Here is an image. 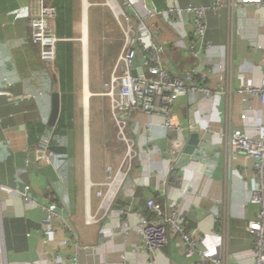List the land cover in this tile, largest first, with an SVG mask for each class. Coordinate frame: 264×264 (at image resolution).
I'll list each match as a JSON object with an SVG mask.
<instances>
[{
  "label": "crops",
  "instance_id": "crops-1",
  "mask_svg": "<svg viewBox=\"0 0 264 264\" xmlns=\"http://www.w3.org/2000/svg\"><path fill=\"white\" fill-rule=\"evenodd\" d=\"M50 1L64 8L66 26L71 24V34L60 36L61 41L75 47V100L71 104L75 113V153L69 178L65 180L52 162L42 160L35 152L34 146L44 143L58 126L53 128L49 120L52 94L61 91L60 79L58 72L54 73L41 59L40 48L32 40L28 20L34 1L0 0V264H46L41 253L43 220L47 214L44 206L54 203L61 215L71 214L67 220L78 235V245L65 250L68 264H122L124 258L127 264H151L148 250L138 247L135 216L140 213L149 219L155 217L148 206L150 198L163 203L176 198L186 227L199 229L203 246L212 253L217 250L222 229L215 216L222 215L227 222L226 260L230 264L240 260L249 264L252 242L245 225L257 217L258 205L249 203L257 178L250 158L242 153L229 157L219 134L226 128L241 126L256 135L264 122V104L258 96L250 98L242 91L262 83L264 22L241 14L232 41L229 10L208 13L207 37L214 45L213 59L219 62L218 50L228 45L234 66L228 72V92L220 101L219 112L212 111L209 99L190 104L184 93L180 95L176 106L178 118L183 126L192 122L199 126L200 142L191 156L174 166H170V160L177 159L180 153L173 148L172 139L178 133L162 127L158 115L145 116L153 120L149 133L139 136L130 132L139 139L137 150L143 146L144 151L133 159L129 175L106 213L94 184L106 180L109 166L114 171L122 166L127 148L118 139L110 102L106 108L92 102L91 96H100L98 93L109 79L123 44L122 30L105 0ZM153 1L157 9L165 6L164 0ZM179 1L182 5H203L213 0ZM186 17L188 23L191 17ZM186 29V40L190 41L192 25L188 23ZM164 59L173 72L198 65L196 58L171 45L167 46ZM92 63L100 64L101 79L93 78ZM242 113L246 115L244 119L240 117ZM147 136L153 138L149 145L145 144ZM176 168L178 182L173 180ZM24 194L31 202L24 199ZM197 208L210 213L194 223L188 219V212ZM88 214L97 215L98 221L89 223ZM178 238L155 256L157 264L201 263L199 255L180 254ZM238 253L243 254L241 259Z\"/></svg>",
  "mask_w": 264,
  "mask_h": 264
},
{
  "label": "built area",
  "instance_id": "built-area-1",
  "mask_svg": "<svg viewBox=\"0 0 264 264\" xmlns=\"http://www.w3.org/2000/svg\"><path fill=\"white\" fill-rule=\"evenodd\" d=\"M33 1L34 6L28 20L31 37L40 48L41 59L57 74V44L61 41L55 30L57 9L48 0ZM151 1L154 5V1ZM164 2L163 8L157 9L154 5L153 9L146 0L104 1L121 27L124 43L109 79L104 82L103 90L98 94L109 100L111 119L117 129L118 139L123 141L127 148L122 166L116 171L109 166L106 180L94 184L97 186V195L101 198L102 208L106 213L117 199L118 192L129 175L133 159L144 151L143 146L137 150L139 139L137 140L130 132L139 136L144 132L149 133L153 120L145 119V116L158 115V122L162 127L178 133V136L172 139V146L181 154L189 140L193 125L183 126L178 118L176 106L180 95L184 93L190 104L209 99L212 111L219 112L220 101L228 92V72L234 66L230 62L228 45L218 50L221 56L219 62L216 63L213 59L214 45L207 37L208 13L224 8L229 10L232 41L237 35L236 21L241 14L250 19L259 18L264 22V0H213L203 5H182L179 0ZM186 16L191 17L188 22L192 25L190 41L186 40L189 35L186 29L188 24ZM168 45L180 48L186 56L196 58L198 65L174 72L169 70L164 59ZM136 55H139L143 69L137 76L133 74V61ZM242 91L250 98L258 96L264 104V73L260 86H247ZM245 116V113H242L240 117L244 119ZM219 136L229 157L235 153H242L251 160L257 184L252 190L249 203L258 205L259 209L257 217L249 219L245 225L252 242L248 258L249 264H264V122L258 127L256 135L249 134L241 126H233L224 129ZM152 139L151 136H147L145 144L149 145ZM50 141L51 137H48L41 145L34 146L38 156L49 163L53 157V152L49 149ZM178 158L170 160V166H174ZM123 166H128V169L124 170ZM151 174L155 175V172L151 171ZM24 199L31 202L26 194ZM148 206L155 214L153 219L140 213L135 216L138 218L140 237L138 247L148 250L151 264H157L155 256L176 237H179L177 246L183 256L199 255L201 257L199 264H203L204 261L230 264L226 260L227 222L222 215L215 216V222L220 223L222 229L217 250L212 253L203 246L200 230L186 227L185 216L180 213L176 198L170 203L150 198ZM44 207L47 214L43 220L41 253L46 264H68V254L65 250L73 244L78 245V235L67 220L71 214L61 215L56 210L55 203ZM118 212L125 214L124 211ZM87 221L96 222L98 216L88 214ZM126 225L124 223V226ZM242 256L243 254L239 253L237 255L238 259ZM122 264H127L126 258ZM237 264H242L241 260Z\"/></svg>",
  "mask_w": 264,
  "mask_h": 264
},
{
  "label": "trees",
  "instance_id": "trees-1",
  "mask_svg": "<svg viewBox=\"0 0 264 264\" xmlns=\"http://www.w3.org/2000/svg\"><path fill=\"white\" fill-rule=\"evenodd\" d=\"M57 9L55 20V30L58 36L71 34V24L66 26L64 8L57 2H51ZM65 26L67 28H65ZM56 70L60 79V88L62 91V113L55 129H52L49 149L53 152L52 163L56 167L62 178L67 180L71 172V165L75 153V113L71 109V104L75 100V47L68 41H60L57 44ZM177 166V165H176ZM176 172V173H175ZM173 174V180L178 182L177 168ZM146 215H149L147 213ZM191 224L190 226H193ZM188 226V227H190ZM189 229V228H188Z\"/></svg>",
  "mask_w": 264,
  "mask_h": 264
},
{
  "label": "water",
  "instance_id": "water-1",
  "mask_svg": "<svg viewBox=\"0 0 264 264\" xmlns=\"http://www.w3.org/2000/svg\"><path fill=\"white\" fill-rule=\"evenodd\" d=\"M149 2V6L154 9V5L152 4L151 0H146ZM260 57V52L258 51L256 54V59L258 60ZM133 74L137 76L138 73L143 71L141 66V60L139 55H136L133 61ZM55 79L57 80V76L55 75ZM62 113V94L60 90H56L52 94V112L49 120L50 126L55 128L60 120ZM193 128L191 130V134L189 136V140L186 144V146L183 149V152L180 154L177 163L184 162L189 156H191L199 142H200V135H199V126L196 125L194 122H192ZM210 212L204 208H197V209H191L188 212V219L191 222L196 223L198 220L202 219L206 215H208Z\"/></svg>",
  "mask_w": 264,
  "mask_h": 264
},
{
  "label": "rangeland",
  "instance_id": "rangeland-1",
  "mask_svg": "<svg viewBox=\"0 0 264 264\" xmlns=\"http://www.w3.org/2000/svg\"><path fill=\"white\" fill-rule=\"evenodd\" d=\"M108 6V5H107ZM109 7V6H108ZM122 34H123V32H122ZM123 43H124V35H123ZM122 46H123V44H122ZM121 49H122V47H121ZM96 60V56L93 54L92 55V61L94 62ZM99 71H100V64L99 63H92V76H93V78L96 80H98V79H101V75H100V73H99ZM102 88H99V90H101ZM92 97V102H97V103H100V104H102L103 106H105L106 108L107 107H109V101H107L106 99H103L104 97H100V96H95V95H92L91 96ZM108 115V114H107ZM107 119H109V117L107 116ZM110 121V120H109ZM98 131V135H99V130H97ZM111 131H109V133H110ZM90 134H91V132H89ZM92 134H93V132H92ZM97 138V137H96ZM90 142H91V135H90ZM98 146H99V143H98V145L95 147L96 148V150H97V148H98ZM94 152H95V149H94Z\"/></svg>",
  "mask_w": 264,
  "mask_h": 264
}]
</instances>
